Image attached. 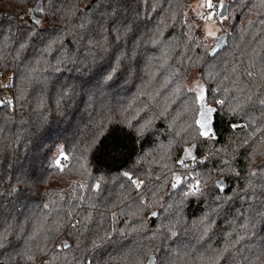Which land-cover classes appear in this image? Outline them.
Here are the masks:
<instances>
[{"label":"trees","instance_id":"obj_1","mask_svg":"<svg viewBox=\"0 0 264 264\" xmlns=\"http://www.w3.org/2000/svg\"><path fill=\"white\" fill-rule=\"evenodd\" d=\"M192 2L0 0V264H264V0Z\"/></svg>","mask_w":264,"mask_h":264},{"label":"rangeland","instance_id":"obj_2","mask_svg":"<svg viewBox=\"0 0 264 264\" xmlns=\"http://www.w3.org/2000/svg\"><path fill=\"white\" fill-rule=\"evenodd\" d=\"M222 2L223 0H211V3L214 5V7L212 9H209L205 6L206 0H193V2L190 4L189 13L187 15V18L191 21V25L200 29L203 32L205 40L211 43L212 46L215 44L218 37L223 33L222 31L225 27V22L215 15L219 12ZM210 13H214L211 20H206L203 18L207 17ZM37 20H39L40 23H36ZM33 21L39 25H44L45 23L44 16L42 15H34ZM209 33H212V35H210ZM185 79L187 88L200 95L202 88L198 78V73H186ZM4 80H7L6 76L3 78V82ZM205 117L208 118V116ZM78 186H81L80 182L75 183V185H73L72 187L70 186V184H63L62 186L58 187V190H71V192H73L74 189Z\"/></svg>","mask_w":264,"mask_h":264},{"label":"water","instance_id":"obj_3","mask_svg":"<svg viewBox=\"0 0 264 264\" xmlns=\"http://www.w3.org/2000/svg\"><path fill=\"white\" fill-rule=\"evenodd\" d=\"M223 8L220 7V10L218 12V18L222 19L226 16V8H227V4L226 3H223ZM37 8H35L34 10H36ZM33 15V13H31V16ZM227 41H226V34L225 33H222L218 39L216 40L215 44L212 46V48L209 50V55L210 56H213L215 55L218 51L222 50L225 45H226ZM203 95V97L205 98V92L203 90V92L201 93ZM200 96H198L197 100H198V103H200V99H199ZM203 98V100H204ZM203 104H204V101H202ZM201 113V111H200ZM212 131V125L209 124V126L206 128L205 131H201V134L202 132H207V135H209V133H211ZM152 261H153V257L150 256L148 258V261L147 263L148 264H152Z\"/></svg>","mask_w":264,"mask_h":264},{"label":"snow or ice","instance_id":"obj_4","mask_svg":"<svg viewBox=\"0 0 264 264\" xmlns=\"http://www.w3.org/2000/svg\"><path fill=\"white\" fill-rule=\"evenodd\" d=\"M206 7H208L209 9H212L213 7H214V5L211 3V0H206V5H205ZM220 7L221 8H223V5L221 4L220 5ZM41 9H36V11H40ZM213 15H214V13H210L207 17H203L204 19H206V20H211L212 19V17H213ZM36 23H40V21L39 20H37L36 21ZM210 35H212V33H209ZM203 92V90L201 89V93ZM203 95L201 94L200 95V97H199V99L200 100H203ZM207 111L208 112H211V111H213V109H207ZM197 123H199L200 124V126H201V128H206L207 126L204 124V123H202L201 121H197ZM202 135H207V132H202ZM125 175L127 176L128 174L127 173H125ZM133 183H136V186L137 187H139L140 185H139V183L138 182H136V181H133ZM174 187H175V185H173Z\"/></svg>","mask_w":264,"mask_h":264},{"label":"built area","instance_id":"obj_5","mask_svg":"<svg viewBox=\"0 0 264 264\" xmlns=\"http://www.w3.org/2000/svg\"><path fill=\"white\" fill-rule=\"evenodd\" d=\"M67 164H68V159L65 158V157L60 158L59 161H58V165L61 168H64L65 166H67Z\"/></svg>","mask_w":264,"mask_h":264}]
</instances>
